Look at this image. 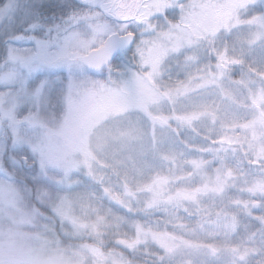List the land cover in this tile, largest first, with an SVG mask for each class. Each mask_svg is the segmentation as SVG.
<instances>
[{
	"label": "snow or ice",
	"instance_id": "1",
	"mask_svg": "<svg viewBox=\"0 0 264 264\" xmlns=\"http://www.w3.org/2000/svg\"><path fill=\"white\" fill-rule=\"evenodd\" d=\"M0 264H264V0H0Z\"/></svg>",
	"mask_w": 264,
	"mask_h": 264
}]
</instances>
